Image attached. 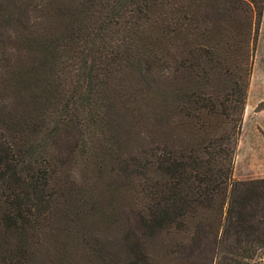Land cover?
I'll use <instances>...</instances> for the list:
<instances>
[{
  "label": "trees",
  "instance_id": "1",
  "mask_svg": "<svg viewBox=\"0 0 264 264\" xmlns=\"http://www.w3.org/2000/svg\"><path fill=\"white\" fill-rule=\"evenodd\" d=\"M263 8L0 0V264H263L264 177H232ZM117 72L134 96L101 90ZM49 142L66 205L31 223L50 194L10 183Z\"/></svg>",
  "mask_w": 264,
  "mask_h": 264
},
{
  "label": "rangeland",
  "instance_id": "2",
  "mask_svg": "<svg viewBox=\"0 0 264 264\" xmlns=\"http://www.w3.org/2000/svg\"><path fill=\"white\" fill-rule=\"evenodd\" d=\"M117 49V47H114ZM125 89V92L123 91ZM103 92H108L114 96L116 100H121L124 94L134 96L132 94L134 89L129 86V83L121 81L120 73H114L107 83L101 85ZM264 8L259 24L258 36L255 44L252 71L250 76L249 87L247 90V99L245 111L243 114L242 125L238 140L237 149L234 155V168L232 177L234 179H250L264 177ZM39 121V119H38ZM126 123H122L124 125ZM125 126V125H124ZM124 131H128L123 127ZM126 139H130V132H127ZM21 137H26L22 134ZM50 147L47 150L36 155H31L23 158L18 166L17 179L10 183L11 196L18 200L23 197H36L38 201L43 202L50 194L48 204L50 206L49 212L45 215L31 219V223H54L52 221L54 213L57 208L63 207L66 201L64 198L65 187L62 182V175L59 172H54L51 184L49 187L41 186L37 179L38 172L41 166L48 163L50 166H54L56 159V149L53 142H49ZM109 165L113 164L108 160ZM65 177L67 180L75 178L77 182H80L81 175L79 173L78 166L67 164L65 166ZM46 197V198H45ZM72 199L66 203L70 205ZM70 202V203H69ZM77 204H82V201L78 200ZM91 224V223H87ZM102 228L108 232V227L103 225ZM101 225V223H97ZM108 229V230H107ZM115 231V230H114ZM108 236L116 235L112 231L107 233Z\"/></svg>",
  "mask_w": 264,
  "mask_h": 264
},
{
  "label": "crops",
  "instance_id": "3",
  "mask_svg": "<svg viewBox=\"0 0 264 264\" xmlns=\"http://www.w3.org/2000/svg\"><path fill=\"white\" fill-rule=\"evenodd\" d=\"M263 111H264V109H263ZM263 264H264V259H263Z\"/></svg>",
  "mask_w": 264,
  "mask_h": 264
}]
</instances>
